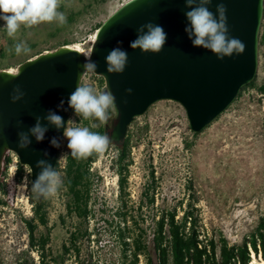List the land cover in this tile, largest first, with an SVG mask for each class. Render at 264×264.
<instances>
[{
  "label": "rangeland",
  "instance_id": "rangeland-1",
  "mask_svg": "<svg viewBox=\"0 0 264 264\" xmlns=\"http://www.w3.org/2000/svg\"><path fill=\"white\" fill-rule=\"evenodd\" d=\"M127 1L61 0L58 11L66 17L63 25L53 22L31 28L21 26L15 40L7 37L5 23L0 20V71L15 73L27 60L62 46L79 47L90 54L98 26ZM263 33L264 18L260 36ZM17 42H25L31 52L16 55ZM101 79L96 78L98 84L93 85L98 91L106 89L100 85ZM262 85L264 47L259 46L253 84L244 87L229 109L201 133L191 131L184 108L172 101H160L136 118L127 133L131 164L124 192L115 163L118 152L114 145H109L92 165L96 177L87 222L67 215L63 191L45 197L48 222L36 234L49 237L48 257L62 255V246L71 231L88 229L90 238H82L78 243L82 248L80 260L84 264H118L121 248L116 232L119 223L123 224L120 215L127 213L131 222L134 218L143 225L150 241L154 220L161 211L177 208L182 216L189 204L196 209L210 236L217 238L222 234L230 244H241L256 234L264 221V94L259 90ZM112 112L108 127L115 118L113 108ZM70 119L81 124L75 113ZM67 151V140L63 138L60 157ZM22 169L20 180L16 172L6 167L1 173L0 200L4 204L0 206V264H22L28 248L22 218L33 215L34 192L28 169ZM145 193L155 195L154 205L148 204ZM39 255L32 253L36 262ZM252 258L251 264H260L263 259L254 255ZM74 262L67 254L65 264Z\"/></svg>",
  "mask_w": 264,
  "mask_h": 264
},
{
  "label": "water",
  "instance_id": "water-1",
  "mask_svg": "<svg viewBox=\"0 0 264 264\" xmlns=\"http://www.w3.org/2000/svg\"><path fill=\"white\" fill-rule=\"evenodd\" d=\"M219 3L227 9L229 35L246 45L245 51L218 59L209 50L194 47L185 27L188 11L185 0H128L115 10L97 29L89 58L70 46H62L27 60L17 72L0 71V175L3 159L14 152L22 166L30 170L31 186L40 169L39 159H46L56 168L60 148L52 147V137L63 141L64 129L43 123L48 132L42 142L30 137L27 149L18 147L19 131H27L36 123V116L49 110L63 117L65 127L73 109L68 104L72 91L82 83L86 59L97 63L96 75L103 78L106 89L116 97L115 118L107 135L110 145L123 146L130 125L160 101L180 104L186 113L193 133H201L218 119L238 99L242 89L256 77L259 60L260 31L264 0H212L210 11L216 13ZM148 22L157 24L167 34L160 53H143L130 48L137 38V29ZM128 53V63L122 73H109L105 57L115 47ZM19 85L26 93L16 104L10 96ZM132 89V94L127 89ZM64 101L63 110L58 106ZM22 125L18 126V122ZM47 151L49 155L44 157ZM39 201L45 197L38 196Z\"/></svg>",
  "mask_w": 264,
  "mask_h": 264
},
{
  "label": "trees",
  "instance_id": "trees-1",
  "mask_svg": "<svg viewBox=\"0 0 264 264\" xmlns=\"http://www.w3.org/2000/svg\"><path fill=\"white\" fill-rule=\"evenodd\" d=\"M259 46L264 47V33L260 36ZM252 84L253 81L249 85ZM100 85H104L103 79H101ZM259 90L264 94V85ZM73 113H75L74 110ZM112 113V109H109L108 116ZM77 118V121L83 126H88L92 131L107 135V122L102 124L96 119ZM94 124L97 126L92 128ZM115 148L118 152L115 163L119 186L124 192L131 164L129 137L126 138L123 146H115ZM100 155L101 153H93L87 158L76 159L72 157L68 149L63 167L60 169L58 163L56 166L63 178V185L58 191H63L66 196L67 215L71 218L74 216L82 222H87L91 216V194L96 177L92 171V165ZM9 163L10 158L5 155L3 167ZM22 173L23 169L20 166L17 171V180L22 178ZM1 176L2 174L0 175V184ZM30 187L32 188L31 185ZM145 195L148 204L154 205L155 195L146 193ZM31 201L33 215L30 218H22L29 239L28 248L23 253L22 264H65L67 254L75 259L74 264H84V261L80 260L82 248L78 243L82 238H90L88 229L83 232L80 229L71 231L67 243L62 246V255L50 259L46 250L49 237L36 234L40 226H47V204L45 198L39 201L35 193H33ZM2 204L4 202L0 200V206ZM125 205L123 203V206ZM120 216L123 224L119 223L116 232L121 248L118 264H141L142 262L143 264H251L253 255L264 258V221L261 222L256 234L244 239L241 244H230L222 234H219L217 238L208 234L192 204H189L182 216H179L177 208L161 211L154 220L150 241L147 229L140 225L136 219L133 218L131 222L127 213ZM130 222L131 224H129ZM62 223H65L64 218H62ZM34 251L40 254L38 262L32 256ZM87 264L96 263L90 261Z\"/></svg>",
  "mask_w": 264,
  "mask_h": 264
},
{
  "label": "clouds",
  "instance_id": "clouds-1",
  "mask_svg": "<svg viewBox=\"0 0 264 264\" xmlns=\"http://www.w3.org/2000/svg\"><path fill=\"white\" fill-rule=\"evenodd\" d=\"M131 2V0H130ZM212 0H185L188 11L185 12L188 21L185 32L192 41L194 47L209 50L218 59L223 60L233 54H241L245 51L246 45L243 41L229 35L227 24V9L223 3H219L216 13L210 11L209 6ZM61 0H0V20L5 23L6 35L13 40L21 26L31 28L42 23L57 22L63 25L66 22L65 15L58 11ZM261 16L264 18V3H261ZM167 41V34L163 28L152 22L145 23L137 29V38L130 42V48L139 49L143 53H160ZM16 55L28 54L31 49L25 42H17L14 45ZM107 71L109 73H122L128 63V53L122 47L111 49L105 57ZM97 63L91 59H86L83 64L84 76L95 73ZM129 95L132 89L126 90ZM26 93L19 85L14 86L10 96L11 102L16 104L22 101ZM116 97L111 91H98L94 86L79 83L68 98L69 106L74 110L77 117L83 120L96 119L100 123H106L109 119L108 112L115 106ZM64 101L61 100L58 106L63 110ZM36 123L27 131H19L18 147L27 149L32 141L30 137H35L37 142H42L48 132V127L43 123L55 126L57 130L63 128V136L67 140V148L73 158L83 159L93 153H103L110 145L111 138L108 135L92 131L90 127L83 126L69 119L65 127L63 117L57 112L49 110L44 116H36ZM22 121L18 122V126ZM97 125H92L95 128ZM50 144L59 148L60 140L52 137ZM44 157L49 153L45 151ZM66 154H62L58 160V165L65 159ZM36 167L40 169L37 178L32 182V191L38 196H54L63 185L61 172L46 159H39Z\"/></svg>",
  "mask_w": 264,
  "mask_h": 264
},
{
  "label": "built area",
  "instance_id": "built-area-1",
  "mask_svg": "<svg viewBox=\"0 0 264 264\" xmlns=\"http://www.w3.org/2000/svg\"><path fill=\"white\" fill-rule=\"evenodd\" d=\"M96 78H100L98 75H96L95 73H92V74H89L87 76H84L83 79H82V83L83 84H88L90 86H97L98 82L96 81ZM103 79V78H102ZM87 82V83H86ZM105 86V82H104V85L103 87ZM6 156L10 158V163L6 166V168L10 171V172H13V173H17L18 171V166H22L20 163H19V159H18V156L12 152V151H8L6 153ZM26 169H28V171L26 173H30V170L27 166H22Z\"/></svg>",
  "mask_w": 264,
  "mask_h": 264
},
{
  "label": "bare ground",
  "instance_id": "bare-ground-1",
  "mask_svg": "<svg viewBox=\"0 0 264 264\" xmlns=\"http://www.w3.org/2000/svg\"><path fill=\"white\" fill-rule=\"evenodd\" d=\"M72 48L77 49V50H79V51L85 53V54L87 55V57L89 58V53H88V52L82 50V49L79 48V47H74V46H72ZM8 71L13 72V71H11V70H8ZM13 73H14V72H13ZM260 264H264V258L260 260Z\"/></svg>",
  "mask_w": 264,
  "mask_h": 264
}]
</instances>
